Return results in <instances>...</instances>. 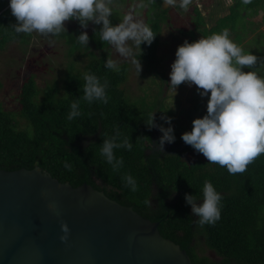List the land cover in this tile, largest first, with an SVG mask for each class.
<instances>
[{"label": "trees", "instance_id": "16d2710c", "mask_svg": "<svg viewBox=\"0 0 264 264\" xmlns=\"http://www.w3.org/2000/svg\"><path fill=\"white\" fill-rule=\"evenodd\" d=\"M161 1L148 0L154 5L148 21L155 36L151 44L141 43L138 57L148 66L158 59L161 21L167 18V8L160 7ZM193 1L191 23L204 37L226 28L233 39L242 42L246 35L241 36L238 30L243 19L264 12V0H233L228 13L209 27ZM5 4L0 1V49L18 37L24 39L22 33L14 32L17 21L9 7L3 9ZM68 40L76 43L72 35H68ZM105 44L106 41L100 46ZM106 59L91 60L79 74L66 73L62 91L57 83L39 89L33 76L22 81L17 104L25 128L20 127L13 112L0 106V168L30 169L38 165L72 186L91 184L119 203L132 206L142 216L158 221L160 233L186 250L192 264H264V154L256 157L243 173L230 174L206 158L186 161L185 156L195 150L177 135L163 151H155L152 138L157 142L162 135L157 125L168 126L163 116L171 117L172 124L173 111L157 103L147 107L144 101L129 100L121 88L127 78V64L119 65V71H115L105 67ZM85 72L95 73L101 82L107 81V104L83 101ZM77 99L81 102V115L69 120V106ZM195 107L199 109L200 104ZM152 113L153 126H149ZM116 131L133 145L131 150H114L117 157L123 158L119 169H113L99 151L103 139ZM127 174L137 182L135 191L124 183ZM205 180H210L221 193L222 208L215 224L201 227L195 223L197 217L191 213L184 194L202 198ZM201 242L221 259L214 261L199 254L197 247Z\"/></svg>", "mask_w": 264, "mask_h": 264}, {"label": "clouds", "instance_id": "9594fccd", "mask_svg": "<svg viewBox=\"0 0 264 264\" xmlns=\"http://www.w3.org/2000/svg\"><path fill=\"white\" fill-rule=\"evenodd\" d=\"M248 2L250 0H244ZM166 3L175 6L177 0H166ZM190 3L191 0H179V7L186 10ZM8 4L17 21L13 25L16 33L56 36L66 32L64 22L71 19L78 21L81 28H87L89 22L101 25L100 40L112 45L121 57L131 59L137 74L141 70L139 46L142 42L151 44L155 36L148 23L134 19L131 14L112 24L109 19L113 14L112 0H8ZM75 38L87 47L86 31ZM174 55L169 72L173 90L182 82L194 83L198 94L207 96L205 114L192 120L190 131L181 133V139L208 162L226 168L230 174L243 173L256 157L264 154V77L255 70H242L256 65L257 56L235 43L226 28L192 42L183 41ZM105 67L119 71L117 62L111 58L105 60ZM82 78L83 101L107 104V81L101 82L92 72L83 73ZM69 107L67 119L81 115L79 99L73 100ZM162 119L168 126L157 125L162 135L155 143V151H163L166 142L176 139L172 118L163 116ZM148 125L153 126V113ZM121 147L131 150L133 145L118 131L101 143L100 155L113 169L123 165V158L114 152ZM123 180L131 190H136L137 182L131 174L125 175ZM184 200L197 217L195 223L201 227L213 225L221 217L222 195L210 180L203 183L202 198L185 193ZM60 228L63 234L59 238L65 241L68 226L61 222Z\"/></svg>", "mask_w": 264, "mask_h": 264}, {"label": "water", "instance_id": "95a60500", "mask_svg": "<svg viewBox=\"0 0 264 264\" xmlns=\"http://www.w3.org/2000/svg\"><path fill=\"white\" fill-rule=\"evenodd\" d=\"M158 224L89 183L0 168V264H192Z\"/></svg>", "mask_w": 264, "mask_h": 264}, {"label": "rangeland", "instance_id": "374dc122", "mask_svg": "<svg viewBox=\"0 0 264 264\" xmlns=\"http://www.w3.org/2000/svg\"><path fill=\"white\" fill-rule=\"evenodd\" d=\"M0 1L6 2L3 9L9 7L8 0ZM232 1L194 0L193 2L210 27L218 17L228 13V6ZM111 6L113 14L109 19L112 24H117L126 14H131L134 19L149 24L148 20L152 17L154 5L148 0H112ZM160 7L167 8V18L161 21L158 59L152 66L139 61L141 70L138 74L131 59L121 57L108 42L100 46L104 43L98 34L101 25L92 22L88 23L87 28H81L78 21L71 19L64 22L65 33L56 36L38 32L22 33L23 40L22 37H18L7 42L0 49V106L6 111L13 112L20 127L25 128V121L18 115L17 95L26 77L33 76L39 89L57 83L59 90L62 91L66 73L72 71L79 74L91 60L111 58L118 66L122 64L128 66L127 78L121 85L128 99L138 103L144 101L147 107L157 103L158 106L171 109L174 135L181 138V133L188 131L187 129L192 126V120L205 114L207 96L201 97L194 83L182 82L173 90L169 84L170 64L175 59V50L179 44L185 40L192 42L204 36L191 23L193 13L190 4L185 10L179 7V0L175 6L168 5L166 0H162ZM263 15L264 12L260 11L253 17L243 19V25L238 30L241 36L246 35L242 42L233 39V34L229 35L235 43H241L238 45L258 58L256 65L251 68L244 67L242 70H255L262 77H264V33H261L264 32ZM82 31H86L89 36L87 47L80 45L75 38ZM68 35H72L76 43L70 42ZM135 51L138 52V49ZM261 67L263 69L260 71ZM196 103L200 104L199 109L195 107ZM167 144L166 142L164 146ZM196 157L205 158L195 151L186 155L185 159L191 161ZM197 251L199 254L207 255L211 260L221 259L215 252L206 248L203 242L198 245Z\"/></svg>", "mask_w": 264, "mask_h": 264}, {"label": "flooded vegetation", "instance_id": "af4514ba", "mask_svg": "<svg viewBox=\"0 0 264 264\" xmlns=\"http://www.w3.org/2000/svg\"><path fill=\"white\" fill-rule=\"evenodd\" d=\"M156 141V138H152V142H153V144H152V146L154 147L155 146V142ZM168 145V144H167Z\"/></svg>", "mask_w": 264, "mask_h": 264}]
</instances>
